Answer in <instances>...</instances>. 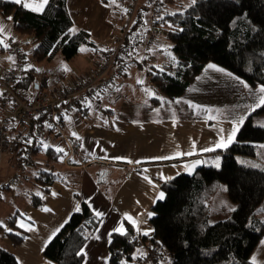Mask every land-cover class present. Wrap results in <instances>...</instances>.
Here are the masks:
<instances>
[{
  "label": "trees",
  "instance_id": "16d2710c",
  "mask_svg": "<svg viewBox=\"0 0 264 264\" xmlns=\"http://www.w3.org/2000/svg\"><path fill=\"white\" fill-rule=\"evenodd\" d=\"M66 1L48 0L42 12H33L12 0H0V15L11 18L18 34L31 38L30 57L38 64L51 63L58 56L70 60L82 46L97 50L90 34L74 27ZM150 4L151 0L136 7L118 48L116 63L127 65L122 75L132 63L142 67L135 57L142 54L150 32ZM153 22L155 37L161 35L169 41L174 56L161 65L147 66L156 94L151 104L181 96L208 62L251 86L264 85V0H162ZM34 82L27 70L16 86L27 91ZM79 111L82 115L87 112ZM260 114H264V106L245 118L234 141L222 151L219 167L201 165L192 174L161 181L165 197L151 206L152 233L146 236L122 220L126 234L111 232L106 264H134L142 259L137 254L142 248L151 264H254L251 254L264 236V127L252 120ZM29 150L30 145L24 142L16 148L19 164L26 161L24 154ZM38 151L31 150L33 154ZM62 152L48 147L43 162L30 160L24 168L34 169L31 180L35 191L27 197L36 209L45 204L41 194H48L53 183L64 178L55 167L65 155ZM221 183L235 207L225 219L210 222L209 201ZM79 208L43 248L42 255L54 264H82L84 255L78 253L102 220L87 201L81 199ZM20 214L19 210L10 213L0 224L2 236L14 246L27 234L16 224ZM0 264H18L3 245Z\"/></svg>",
  "mask_w": 264,
  "mask_h": 264
},
{
  "label": "rangeland",
  "instance_id": "374dc122",
  "mask_svg": "<svg viewBox=\"0 0 264 264\" xmlns=\"http://www.w3.org/2000/svg\"><path fill=\"white\" fill-rule=\"evenodd\" d=\"M132 3L133 0H123L121 7L125 17V19H123V24L128 20L126 14ZM7 21L9 22L0 18V26L4 24V30H6L8 34H11L13 30L11 21L9 18H7ZM1 34L5 35L3 31ZM8 34L6 36H9ZM13 35L23 46V50L30 54L32 48L31 38L28 35H18L14 33ZM155 39L156 43H159L158 45H161L163 50L160 53L155 52L154 56L156 55V57L153 60V56L149 57L147 56V53H145V55H138L139 61L142 62V67L137 68L135 64L129 67V70H127L128 74L118 80L120 89L116 90V93L111 98H104L103 96L99 99V104L98 101H96L94 104L90 105L88 114H79L75 120L71 117L67 118L66 122L68 125V131L72 135L78 137V144L74 147L75 155L71 158L72 162L77 160L78 155L85 158H107L119 161L136 160L134 156H137L138 151L142 152L141 150H148L155 147V144L161 138L159 137V131L164 130L167 134H170L168 140L170 142L169 145L172 148L177 145H183V143L186 142L192 143L196 141L198 143L201 142L204 145L218 142L221 139V130H223V136L226 139L227 135L231 132L234 122L239 120L240 117H244L245 120L249 114L258 108L256 105L259 103V97L261 94L256 90L261 85L251 86L242 78L222 66L208 62L198 76L192 81L187 90L174 100L176 101L175 103H179L182 107H184L186 103H193L196 104V106L203 104L206 108L210 109V114H218L225 117H220L219 119L212 118L211 123H204L200 135L197 133L196 136H192L191 132L188 133L190 130L185 124L182 125L180 123L178 125H169L164 121L159 124L152 122V120H142L141 117L144 115L141 114V110L148 105L149 98L156 95L149 82V67L147 66L149 64L157 65L159 64L158 62L161 63V61L168 62L174 56L169 41L165 40L163 36L157 34ZM81 49L84 48L81 47L79 52L69 61L63 60V58L58 56L53 62H61L67 68V70L64 69L70 71V75L74 76L83 73L89 66V60L87 59L88 55L86 56ZM209 64L214 65L216 68L223 69L224 71L209 69L207 67ZM228 73H230L231 76L228 75ZM239 80L246 82L249 87L244 88L243 85L239 83ZM157 96H159V94H157ZM160 105H164L165 114L169 115L174 113V111H172L174 106L168 107L167 111V104L165 102H161L159 105L155 106ZM100 107H109L113 109V112L106 111ZM120 108L123 109L121 110ZM153 116L154 118H158L159 115L154 114ZM112 117L116 119L115 124L114 126H111V129L108 124L111 123L110 120ZM252 120L255 125L262 126L264 125V114L253 115ZM70 128H72L71 131ZM91 129L94 130L93 134L90 133ZM187 135L190 136L186 137ZM164 141L165 139H160L159 143ZM51 143H53L56 148L63 150L62 155L68 152L67 147L61 140L55 139L54 142H48V144ZM204 145L203 147L206 148ZM170 154L173 156L176 153ZM205 155V165L217 166L218 162L217 167H219L222 154L218 155L217 151H208ZM11 157L13 158L12 165L16 162L13 155H10L7 152L4 153L3 162L0 168L1 176L5 174L6 168L9 167L8 164L10 163H7V160ZM36 159L35 161L41 163L43 162L42 160H44V156H39ZM61 159L62 158H60L59 162H55L56 169L59 170L64 178L65 176L70 175L69 179L75 184V190L83 191L81 194L82 199L92 206V210L95 209L102 213V220L82 248L84 252L82 264H106L108 257L107 244L109 233L114 232V229L116 228L124 226L118 222V219H121V215L117 214L118 210L116 211L113 207V189H110V186H113V184H116L120 180V168L113 166L110 170H103V166L94 163L84 170H73L64 168ZM65 165H69V163L67 162ZM29 169L30 167L22 170V172L26 171L27 174H30L31 176ZM105 174L107 177L109 176L107 181L104 177ZM82 175L86 176L83 178L85 183V188L83 189L80 187ZM96 180L101 182V186L98 187L99 193L93 191L92 186L89 184L91 181ZM31 190L35 191V189ZM31 190H29V192ZM15 193L16 197L9 199L11 194L10 191L4 190L0 192V195L3 197H0L2 198L0 199V224L4 223L8 213L14 212L16 208L22 209L28 205V198L22 195V192L18 193L16 190ZM209 207L210 222L225 219L235 207L234 203L228 198L223 183L220 184L216 193L211 197ZM116 217L118 219H116ZM114 219L115 221L113 222ZM37 229L38 228H35L34 232L38 233L42 228ZM26 233L24 241H28L29 244L31 243V241L28 240L30 239L29 235H32V233L31 231H26ZM36 233H33L32 236H36ZM7 241V238L4 241H0V245L5 246ZM24 243L25 242H23V244ZM23 244L10 247L11 250L15 249L16 252L19 253L18 260L20 264H26L24 257L20 253L23 252ZM137 254H140L143 257L140 260H136L134 264H151L149 260L144 257L145 251L143 248L139 249Z\"/></svg>",
  "mask_w": 264,
  "mask_h": 264
},
{
  "label": "crops",
  "instance_id": "0c3cea01",
  "mask_svg": "<svg viewBox=\"0 0 264 264\" xmlns=\"http://www.w3.org/2000/svg\"><path fill=\"white\" fill-rule=\"evenodd\" d=\"M26 2L39 3L40 0H26ZM140 2L141 4L144 5L146 3L149 4L150 0H141ZM122 3L123 0H67L66 1V7L72 19L74 27L76 29H82L87 33H89L91 38L97 44V50H93L88 47L82 46V48L85 49L83 53L86 56L88 55L87 58L88 60L90 55H95L96 57L101 56L103 52L101 53L100 50L103 51V50L111 49L114 46L116 39L120 36L123 27V19H125L122 11L123 9L121 8ZM0 18L6 20V22H9L1 15ZM3 25L0 26V28L3 29V33H5L6 36L8 33L6 32V30H4L5 25L4 26ZM12 29H13L12 33L8 35L14 37L13 33L14 34H18V33L14 30L13 26ZM158 44L159 43H155L152 47L149 48L148 54L149 57L153 56L152 60L156 57V55L154 56L155 52L160 53L163 50L161 45ZM135 59L139 60L138 57H135ZM31 62L33 64H38L36 62L34 63L33 61ZM158 63L159 64L157 65H161L163 61H161V63L160 62ZM10 64L11 62L7 52H5L4 50H0V67L8 68ZM133 64L134 63L130 64L129 67H131ZM42 65H44L47 68L62 66L64 71L67 70V68L61 62L56 63L52 61L50 65L49 63ZM135 65L137 66V68H141L137 64ZM69 72L70 71L68 70L67 74L65 75L66 78L70 75ZM127 74L128 71L126 72L125 75ZM125 75H123L122 77H124ZM60 82L61 83L65 82V79L61 76H60ZM118 89H120V85L117 82L116 87L112 91L103 95L104 98H111ZM101 97L99 99H101ZM151 98L152 97L149 98L148 105L141 110V114L144 115L143 117H141L142 120L145 121L152 120V122L159 124L162 121H164L169 125H178L180 123L182 125L185 124L187 128L190 130L188 131V133L191 132L192 136L194 135L196 136L197 133L200 135L203 124L206 122L211 123L212 118L219 119L220 117L221 118L225 117L218 114H213V115L210 114L211 113L210 109L206 108L203 104H199L198 106H196V104L193 103H186V105L182 107L179 103H175L176 101L174 99L163 101L167 104L166 105L167 111H168V107L174 106L172 110L174 111V113L167 115L164 112L165 110L164 105H160V106L151 105L150 103ZM99 103L100 100H98V104ZM89 108L90 105L87 108H85L87 112H85L84 115L88 114L90 110ZM100 108L109 112H113V109L109 107H105V108L100 107ZM120 109L122 110L123 108ZM82 113H83L82 111L70 112L67 114V118L71 117L73 120H75L77 119L79 114ZM154 114H158L159 115L158 118H154L153 116ZM209 117L212 118L210 119ZM115 119L113 117L111 118L110 120L111 123L108 124L110 128L111 126H114ZM65 129L71 137V142L73 143V147H75L78 144V137L76 135H72L68 131L67 123ZM71 130L72 128H70V131ZM181 130L183 131L182 128ZM90 131L91 134L94 133V130L91 129ZM169 135L170 134H167L165 130L159 131V137H161L160 139H165V141L159 143L160 142L159 139L158 142L155 144L154 148L152 147L151 149L148 150H141L142 152L138 151L137 156H134L136 160H130L131 162L111 160L107 158L106 159L93 158V157L85 158L80 155H78L77 160L75 162H72L71 158L73 155H75V149L73 148V153L70 155L67 161L69 165H65L62 158L61 161L62 166L67 169L84 170L89 166H91L92 164L96 163V164H100V166H103V170H110L113 166L120 168L121 171L120 180L116 184H113V186L108 185L110 186L111 190L113 189V196H112L113 207L115 208L116 211L118 210L117 214L121 215V219H118L117 217L116 219H118V222L120 224H122V220H126L133 225V223L126 218L125 214H127V216L132 217L133 220L135 221V225H133L134 228L144 233V231H147L149 229L152 230V226L149 222L150 217L148 213H152L151 206L157 200H159L156 199L155 197L159 192H162V189L160 187L161 181L168 180L166 178L168 177L172 178L181 173L192 174L198 167H200L201 165H205L204 159H206V155H205L206 152L202 151V149H204L203 147L204 144H202L201 142L198 143L194 141L192 143L186 142L183 143V145H177L176 147L172 148L169 145L170 143L168 140ZM188 136L190 135H187L186 137ZM218 142L209 143L207 145L205 144L204 146H206V148H214L213 151H217V154L221 155L222 151L225 148H215V145ZM45 150L46 149L44 150L40 149V151L33 154V157L38 158L39 156H44L45 159L46 158ZM188 152H192L193 154L185 155V153ZM170 153H176V154L171 156ZM177 153H179V155H177ZM13 157L16 160L15 164L12 165L8 164L9 167L6 168L5 174H3V176L0 175V192L4 190L10 191L11 194L9 199H13L16 197V193H15L16 190L18 191V193L22 192V195L27 197V193L29 192V190L35 189L33 187L31 180L34 170L32 167L29 169L31 172V176L30 174H27L26 171H25L26 173L21 171L19 172V179L16 181V183L13 186L9 187L4 184L5 181L11 176V174L16 169L18 161L15 157V154L13 155ZM159 157H168V159H157ZM196 161H200V163L196 164L194 168L189 169L188 167H186L188 165H192ZM11 163H13V161ZM69 176H65L63 180L60 179L54 182L48 194H41L45 199V204L42 208H40L41 210L39 209L37 210L36 208H34L30 204L29 200L27 203L28 205L27 206L24 205L26 206L25 208L24 207L22 209L16 208L14 210V211L19 210L21 213L16 220L17 226H19L20 224L24 225V227L19 226L21 229L25 231H29L27 229L31 228L32 230L30 231L33 235V233L34 234L36 233L34 232L35 228L38 229L42 228L38 233H36V236H32L31 234L29 235L30 239L28 240H30L31 243L28 244V241H23L25 242L24 244L23 242L21 243L23 244L22 246L23 252L20 253L24 257L26 264H54L51 260L45 258L42 255L43 248L53 237L52 233L57 228L60 229L61 228L60 226L62 224L63 225L65 224V221L68 220L70 215L75 211L76 207L79 206L80 200L82 199L81 194L83 191L75 190V184L70 181ZM85 177H86L85 175H82L81 177L82 180L80 187L82 189L85 188L84 187L85 183L83 181V178ZM104 177L106 181L107 178H109V176L107 177L106 174ZM145 177H147L148 179H145ZM149 180L152 182L151 184L149 183ZM89 184L90 186H92L93 191L99 193L98 187L101 186L100 181L98 180L91 181ZM0 197L2 196L0 195ZM45 208L49 209L50 211H44L43 209ZM9 214L10 213H8L7 215ZM114 221L115 219L113 220V222ZM151 233L152 231L150 232V234ZM4 240H6V238L2 237V233L0 230V241H4ZM262 242H264V236L261 238V240L259 241V243L257 244V246L255 247V249L251 254V261L254 264H264V243ZM11 246L14 247V245H11L10 241L8 240L6 242L5 247H7L14 254L18 264H20L18 260L19 253L16 252L15 249L11 250L10 248Z\"/></svg>",
  "mask_w": 264,
  "mask_h": 264
},
{
  "label": "built area",
  "instance_id": "2783aa9c",
  "mask_svg": "<svg viewBox=\"0 0 264 264\" xmlns=\"http://www.w3.org/2000/svg\"><path fill=\"white\" fill-rule=\"evenodd\" d=\"M161 2L151 0L149 5L151 28L144 40L142 54L156 43L153 20L158 16ZM138 5L140 1L133 0L126 14L128 20L114 46L99 57L90 55L87 69L67 78V71L62 66L47 68L42 64H33L18 40L0 33V48L11 57L8 68L0 67V168L4 153L14 155L22 142L30 145V150L24 154L26 161L17 164L5 185L13 186L19 179V172L34 158L31 150H44L45 145L57 150L53 143L48 144L49 141L59 139L63 142L68 149L63 157L64 163H67L74 148L65 129L67 114L87 108L116 87L122 72L127 69L126 64L116 63L117 51ZM27 70L31 71L35 82L29 90L22 91L16 84ZM60 76L65 79L64 83L60 82ZM12 159L9 158L7 163L11 164Z\"/></svg>",
  "mask_w": 264,
  "mask_h": 264
},
{
  "label": "snow or ice",
  "instance_id": "6c2138e0",
  "mask_svg": "<svg viewBox=\"0 0 264 264\" xmlns=\"http://www.w3.org/2000/svg\"><path fill=\"white\" fill-rule=\"evenodd\" d=\"M12 2H14V3H16V4H22L23 7L28 8V9H30V10L33 11V12H42L43 9H44V7H45V5L48 3V0H40L39 3H29V2H26V0H12ZM9 19H11V18H9ZM2 31H3V29L0 28V33H2ZM69 31H70V32H74L75 29H69ZM84 50H85V49H81V51H84ZM9 59H11V57H9ZM207 67H208L209 69H215V70H217V71H224L223 69L216 68V67H215L214 65H212V64H209ZM228 75L231 76L230 73H228ZM236 79H238V78H236ZM239 83H240L241 85H243L244 88H248V87H249V85H248L246 82H244L243 80H239ZM256 91H257L258 93L261 94L260 97H259V103L256 105V107L264 106V85H261ZM209 118L211 119L212 117H209ZM243 123H244V117H240L239 120H237L236 122H234L233 127H232V129H231V132L227 135L226 139H225V137L223 136V130H221V139H220V142H218V143L215 145V148H227L228 145L231 144V143L234 141V138H235V136H236V133L239 131L240 126H241ZM49 126H50V125H49ZM262 126H264V125H262ZM193 147H194V145H193ZM45 148H47V145H45ZM213 150H214V148H204V149H202V151H204V152L213 151ZM57 151L60 152V151H63V150L57 148ZM192 154H193L192 152L185 153V155H192ZM177 155H179V153H177ZM117 159H122V158H117ZM157 159H168V157H159V158H157ZM129 162H131V161H129ZM198 163H200V161H196V162H194L192 165H188V166H186V167H188L189 169H191V168H194L195 165L198 164ZM217 166H218V162H217ZM145 179H148V178L145 177ZM166 179H171V177H168V178H166ZM149 183L151 184L152 182L149 180ZM153 187H155V186H153ZM164 197H165V194H164L163 192H159L155 198H156V199H159V200H163ZM43 210H44V211H50V210L47 209V208H45V209H43ZM230 210H231V209H230ZM75 211H77V212L80 211L79 206L76 207ZM93 212H94V215L97 216V217H99V216L102 215V213H100L99 211H97V210H95V209H93ZM148 215H149V217H150V216L152 215V213H148ZM125 216H126V218H127L130 222L133 223V225H135V221L133 220L132 217L127 216V214H125ZM65 223H67V221H65ZM19 226H20V227H24L23 224H20ZM60 227H63V224H62ZM27 230L30 231V230H32V229L29 228V229H27ZM59 230H60V229L57 228V229L52 233V236H55L56 233H57ZM9 231H10V230H9ZM114 231L119 232V233L122 234V235L126 234L125 229H124L122 226L119 227V228L114 229ZM151 231H152V230L149 229V230H147V231H144L143 234L147 236V235L150 234ZM109 236H111V233H109ZM97 238H98V237H97ZM262 243H264V242H262ZM138 251H139V250H138ZM78 255H84L83 249H81V252L78 253ZM134 258H135V257H134ZM122 264H124V262H122Z\"/></svg>",
  "mask_w": 264,
  "mask_h": 264
}]
</instances>
